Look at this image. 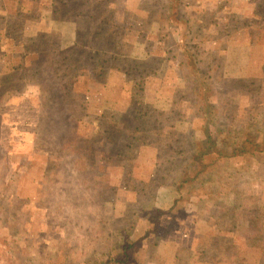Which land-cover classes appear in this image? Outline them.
Returning a JSON list of instances; mask_svg holds the SVG:
<instances>
[{
	"label": "rangeland",
	"instance_id": "374dc122",
	"mask_svg": "<svg viewBox=\"0 0 264 264\" xmlns=\"http://www.w3.org/2000/svg\"><path fill=\"white\" fill-rule=\"evenodd\" d=\"M0 264H264V0H0Z\"/></svg>",
	"mask_w": 264,
	"mask_h": 264
}]
</instances>
